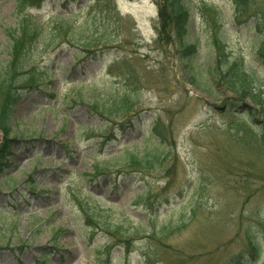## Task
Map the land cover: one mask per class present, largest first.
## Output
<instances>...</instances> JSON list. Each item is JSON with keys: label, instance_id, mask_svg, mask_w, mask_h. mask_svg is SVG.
Returning <instances> with one entry per match:
<instances>
[{"label": "rangeland", "instance_id": "1", "mask_svg": "<svg viewBox=\"0 0 264 264\" xmlns=\"http://www.w3.org/2000/svg\"><path fill=\"white\" fill-rule=\"evenodd\" d=\"M160 3L45 0L29 8L43 21L109 24L110 42L78 56L75 41V50L65 44L30 65L48 73L13 108L12 166L0 177V264H264L260 108L225 86L189 83L180 48L159 41ZM17 4L0 0V72ZM185 4L202 65L213 67L226 51L264 91V0ZM124 92L129 111L113 100ZM155 153L163 157L154 170L126 166ZM108 225L122 226L130 244L112 239Z\"/></svg>", "mask_w": 264, "mask_h": 264}, {"label": "trees", "instance_id": "2", "mask_svg": "<svg viewBox=\"0 0 264 264\" xmlns=\"http://www.w3.org/2000/svg\"><path fill=\"white\" fill-rule=\"evenodd\" d=\"M35 1L40 2L41 0H18L16 9V16L19 20L18 27L6 31L10 42V51L8 63L0 72V129L4 135V141L0 146V175H3L9 168L7 159L11 155V146L14 142L11 137L12 126H10L12 107L23 98L19 92V86L21 83H28V85L38 87V83H40L39 75L36 72L27 71L25 64L34 59L35 52L39 48L41 49L42 46L43 48L46 47V49L54 48L58 45V41L65 37H68V43L74 44L75 41L78 42L82 52L89 53L93 50L92 54L96 53L98 46L105 44L103 41L107 44L110 42L108 35L109 24L100 27L99 24L93 22L94 20L88 19L82 26L77 27L71 24L72 17L64 16H57L48 23L39 22L26 14L29 7L35 6ZM161 1L159 9V41L173 42L180 48L181 62L187 71L186 78L189 83L200 88L206 86L207 90H213L212 88L215 85L219 87L225 86L240 101L245 98L250 99L253 105L260 108L261 120L264 123V91L257 87L254 75L246 71L241 61L229 56L224 51L225 48L222 44L220 45L221 49L224 48V53L219 50L217 63L213 67L203 66L197 57L196 45L190 38L191 16L185 0ZM246 2L247 0H239L241 5H245ZM87 30L89 33H87ZM84 33L91 36V38H82L81 35ZM98 36L101 38L98 39ZM216 46L218 47L217 42ZM259 51L261 53L262 49L260 48ZM202 77H205L204 86L201 85L202 82L199 83ZM79 93L82 94V91ZM79 93L78 97L80 96ZM248 95L249 97H247ZM114 96H116L115 93ZM113 100L120 106V110L129 111L134 108L126 92L120 98L114 97ZM247 115L249 117L254 116L250 110H248ZM260 134H264V129ZM162 157L163 154L155 153L147 155L144 161L141 162L138 156L133 155L130 158L129 165L126 166H142L143 168L154 170L160 165ZM92 221L97 224V221L93 219ZM107 231L110 233L111 238H123L125 239V245L130 244V239L121 232L122 226L114 228L113 232H111V227L108 225Z\"/></svg>", "mask_w": 264, "mask_h": 264}]
</instances>
